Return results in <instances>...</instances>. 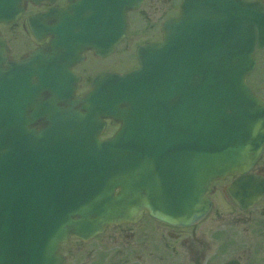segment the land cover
Masks as SVG:
<instances>
[{"label":"water","instance_id":"1","mask_svg":"<svg viewBox=\"0 0 264 264\" xmlns=\"http://www.w3.org/2000/svg\"><path fill=\"white\" fill-rule=\"evenodd\" d=\"M22 2L0 0V23H15ZM142 2L68 0L29 17L42 46L23 60L8 62L0 39V264H63L70 237L145 211L196 224L229 176H244L227 191L246 199L264 149V102L246 84L264 49V4L183 0L162 41L137 49L138 69L98 74L78 97L73 67L87 52L111 55ZM107 120L118 129L102 140Z\"/></svg>","mask_w":264,"mask_h":264},{"label":"flooded vegetation","instance_id":"2","mask_svg":"<svg viewBox=\"0 0 264 264\" xmlns=\"http://www.w3.org/2000/svg\"><path fill=\"white\" fill-rule=\"evenodd\" d=\"M181 1L144 0L136 12L128 15L126 39L133 25L153 20L154 25L148 30L153 33L155 29L156 35L138 46L158 42L163 23L178 15ZM66 6L67 0L38 6L24 0L20 21L49 8ZM16 27L17 24L0 25V37L8 47V60H12L9 43L16 37ZM255 59V69L248 83L254 94L264 101V50L258 52ZM246 177L250 179L247 188L250 190L246 192L245 200L239 199L238 205L228 198L227 187L239 182L241 176L227 178L212 186L209 194L211 209L196 225L169 226L144 213L137 222L109 226L88 242L69 239L60 248L64 264H264V256L259 255L264 254V191L256 203H250V194L257 190L258 183L264 185V151ZM217 193L223 197L221 207L225 208L215 204L213 198Z\"/></svg>","mask_w":264,"mask_h":264},{"label":"rangeland","instance_id":"3","mask_svg":"<svg viewBox=\"0 0 264 264\" xmlns=\"http://www.w3.org/2000/svg\"><path fill=\"white\" fill-rule=\"evenodd\" d=\"M258 1L264 3V0ZM178 2H180V0H178ZM148 21L149 20H146V22H144L145 24L140 22L139 24L133 25L128 38L123 43H121L116 51L108 58L99 59L95 58L91 54H87L85 56L83 63L74 69L75 72L80 76L79 92H84L88 88V81L95 74L101 71H113L122 73L136 66V59L134 56L136 46L143 41L153 39V37L156 35L155 29L153 30V33L148 30V27L150 25H154L153 20L149 22ZM155 26L158 29V24ZM16 28V37L9 43V46L11 48L10 56L12 58L23 57L37 47V43L33 40L27 28L24 27L23 21L19 22ZM113 132L114 129L108 128L105 131L103 137H109ZM222 199L223 197L218 193L215 194L213 198L215 204L219 207L224 205ZM259 255L264 256V254Z\"/></svg>","mask_w":264,"mask_h":264}]
</instances>
